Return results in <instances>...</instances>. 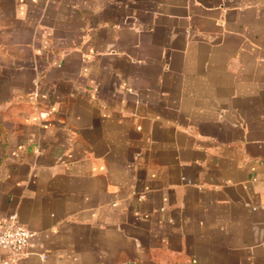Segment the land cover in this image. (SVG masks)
<instances>
[{"label": "crops", "instance_id": "0c3cea01", "mask_svg": "<svg viewBox=\"0 0 264 264\" xmlns=\"http://www.w3.org/2000/svg\"><path fill=\"white\" fill-rule=\"evenodd\" d=\"M12 215L19 264H264V0H0Z\"/></svg>", "mask_w": 264, "mask_h": 264}, {"label": "built area", "instance_id": "2783aa9c", "mask_svg": "<svg viewBox=\"0 0 264 264\" xmlns=\"http://www.w3.org/2000/svg\"><path fill=\"white\" fill-rule=\"evenodd\" d=\"M33 236L34 234L21 225L14 215L4 220L0 231V249L5 252V257L0 264H19L27 253Z\"/></svg>", "mask_w": 264, "mask_h": 264}]
</instances>
